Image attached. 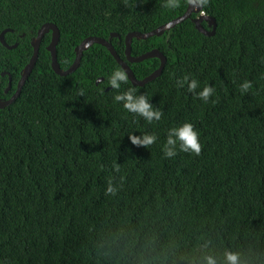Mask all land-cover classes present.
<instances>
[{"label":"trees","instance_id":"obj_1","mask_svg":"<svg viewBox=\"0 0 264 264\" xmlns=\"http://www.w3.org/2000/svg\"><path fill=\"white\" fill-rule=\"evenodd\" d=\"M178 2L0 0V36L10 30L5 42L18 45L0 41V100L16 93L44 25L61 33L64 71L90 37L110 40L126 61V36L183 16L189 0ZM202 12L215 20L211 37L193 14L161 37L133 40V57L167 58L162 75L140 87L163 113L151 123L96 84L120 66L106 48L93 45L61 77L47 50L52 34L44 37L21 95L0 110V264H204L206 255L223 264L225 251L264 264V0H207ZM160 65L129 63L138 80ZM184 75L215 93L194 97L177 87ZM245 80L252 86L242 92ZM183 122L198 130L200 154L165 157L167 130ZM131 132L158 139L137 146Z\"/></svg>","mask_w":264,"mask_h":264},{"label":"clouds","instance_id":"obj_2","mask_svg":"<svg viewBox=\"0 0 264 264\" xmlns=\"http://www.w3.org/2000/svg\"><path fill=\"white\" fill-rule=\"evenodd\" d=\"M193 3L196 6H203L207 4V0H193ZM165 6L176 8L179 6V2L178 0H166ZM128 81V72L124 67L117 66L105 75L102 81V90L105 91L109 87L111 90H116L113 102L121 104L127 112L143 117L149 123L159 121L163 115L162 111L151 102V98L146 92H141L138 85H129L127 88H123V85L127 84ZM105 84L106 86H104ZM251 86L252 83L248 80L239 85L242 92H247ZM177 87H186L190 94L204 101H207L215 93L213 85L208 84L201 87L200 82L189 75H184L182 79H179ZM134 133H129L128 137L131 143L137 146L148 147L158 139L155 133H141L140 135ZM178 149L186 153L200 154L202 149L200 134L193 123L183 122L167 130L166 142L162 149L164 156L175 157ZM116 190L112 181L109 180L105 190L106 194H114ZM204 264H218V261L214 255H206ZM223 264H240L239 254L233 251H225Z\"/></svg>","mask_w":264,"mask_h":264},{"label":"water","instance_id":"obj_3","mask_svg":"<svg viewBox=\"0 0 264 264\" xmlns=\"http://www.w3.org/2000/svg\"><path fill=\"white\" fill-rule=\"evenodd\" d=\"M193 14L198 15V17L193 20L197 30L207 37L213 36L216 32L215 20L209 16H206L202 12V6H196V5H194L193 0H189L188 9L183 16L178 17V18L174 19L173 21H171V22L157 28L156 30H154L152 32H149V33H145V34L130 33V34H128L125 38L126 61H124L123 59L120 58V56L117 54L114 47L112 46L110 40H105V39L97 38V37H90V38L85 39L75 49V53H76L75 61H74L73 65L66 71H64L60 68V65L58 63V56H57V46H58L60 38H61V33H60V31L56 25L46 24L39 30L37 38H35L32 42L34 52H33V55L31 57L29 64L25 67V69L22 72V77H21V80L18 84V88H17L16 93L7 101L0 100V110L11 106L21 95V92H22L24 85L26 84L27 80L29 79L31 73L33 72V70L36 66V63H37V60L39 57V50H40L41 43L47 34H50V33L52 34V40H51V43H50L49 47L47 48V50L51 55L52 69L57 75H59L61 77H66L68 75L75 73L77 71V69L80 67L84 52L89 50L93 45H100V46L106 48L110 52V54L113 56V58L116 60V62L121 67L125 68V70L128 72V75H129V81L131 82L132 85H138L139 87H144L148 83L156 80L157 78H159L162 75V73L166 67L167 58L159 50H153V51L148 52L142 56L133 57L132 56L133 40L134 39L147 40V39H150L153 37H161L166 32L174 29L177 25L181 24L182 22H184L186 20H189ZM205 22L208 24L209 28H212V31H208L202 26V24ZM7 32H10V30H6L1 34V36H0L1 43L6 48H8L10 50L17 48V46H18L17 44H15L14 46H9L5 42V34ZM115 37H118V35L113 34L111 36V39H113ZM148 59H159L161 62V65H160L159 69L156 70L149 77H147L143 80H138L135 77L132 69L130 68L129 63H141V62H144L145 60H148ZM5 75H6L5 73L0 74V76H2V77H4ZM10 81H11V78H10ZM102 81H103V78L99 79L96 82V84L99 85ZM10 89H11V83H9V87H8V90L6 91V93H8V91Z\"/></svg>","mask_w":264,"mask_h":264}]
</instances>
